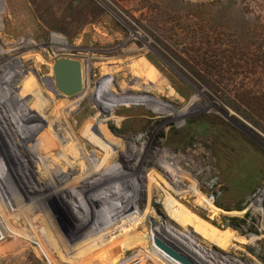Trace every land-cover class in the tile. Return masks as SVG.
I'll return each instance as SVG.
<instances>
[{
  "label": "rangeland",
  "instance_id": "1",
  "mask_svg": "<svg viewBox=\"0 0 264 264\" xmlns=\"http://www.w3.org/2000/svg\"><path fill=\"white\" fill-rule=\"evenodd\" d=\"M133 62L169 114L106 108ZM0 234V264H264V0H0Z\"/></svg>",
  "mask_w": 264,
  "mask_h": 264
},
{
  "label": "bare ground",
  "instance_id": "2",
  "mask_svg": "<svg viewBox=\"0 0 264 264\" xmlns=\"http://www.w3.org/2000/svg\"><path fill=\"white\" fill-rule=\"evenodd\" d=\"M131 62V61H130ZM148 64V63H147ZM103 69V68H102ZM109 71V69H107ZM117 70V69H116ZM129 70L130 72L133 74V77L136 78L135 81H133L132 83H121L120 86L122 88V91L121 93L119 94H116V96H112V95H106L107 97V102H106V108H108L107 106H110L112 105L113 103L115 102H118V101H122L123 99L127 98V94L128 92H131L132 94L130 95L131 98L133 99H141L145 102V106L146 107H149L151 108L152 112L156 115H159V112L160 110L163 111V113L161 114H169V109H170V106L160 102L159 100H156L157 98H152V96H150L151 93H156V92H162L164 93V90H165V82L164 81H161L160 78H158V74L157 72L152 69L150 66H146L145 64H141L140 62H133L132 65L129 66ZM103 72L106 71V68L102 70ZM113 71V70H112ZM107 72V71H106ZM105 72V73H106ZM108 73V72H107ZM132 76V75H131ZM89 77V76H88ZM104 79V78H103ZM102 82V81H101ZM102 84V83H100ZM88 86V85H87ZM31 90V89H30ZM54 92V91H53ZM86 94V93H85ZM139 95H143L142 98L139 97ZM84 98V94L82 93V96H80L78 99H76V101H74V104L75 105H78V103ZM128 100V99H127ZM130 100V99H129ZM135 101V100H134ZM132 102V101H131ZM105 103V102H104ZM103 107V106H102ZM71 109V108H69ZM75 109V108H74ZM59 111V110H58ZM67 112H70V110H68ZM66 112V113H67ZM62 114V113H61ZM65 113L62 114V118L64 119L65 116H64ZM97 115L98 113H96L95 115H92L90 117V119L88 120V123H90L92 121V124L94 123V121L97 120ZM111 117V116H110ZM97 122V121H96ZM121 120L120 119H116L114 120V123H117L118 125L120 124ZM61 123V122H60ZM116 124V125H117ZM88 126V124H87ZM99 126V124H98ZM100 128V127H99ZM92 129V128H91ZM92 131V130H91ZM91 137L92 139L93 138H99L98 134L94 133V131L91 132ZM90 139V138H89ZM103 139V138H102ZM101 140V139H99ZM95 141V140H94ZM90 143H93V142H90ZM96 143V142H95ZM98 143V142H97ZM85 144H86V141H85ZM98 144L102 145V144H109L108 142H106L104 139H103V142H99ZM103 153L102 152H99V158L101 159ZM105 155V154H104ZM103 155V156H104ZM98 158V159H99ZM107 158V156L105 155L103 160L105 161V159ZM108 162L110 163V161L108 160ZM107 163V164H109ZM102 164L101 162L98 164L100 165ZM97 165V166H98ZM109 166V165H108ZM107 170V169H106ZM116 170V169H115ZM115 170H112V171H115ZM111 171V170H110ZM109 171V172H110ZM106 172V171H105ZM118 175L119 172H118ZM127 176H129L128 174H126ZM126 175H122V176H126ZM116 177V176H115ZM118 179V178H117ZM120 180H122L121 178H119L117 181V183L120 182ZM123 183V181H122ZM120 184V183H119ZM129 192V191H128ZM182 220V219H181ZM182 222V221H181ZM184 224V223H183ZM179 226V230L177 229L176 231L173 230V232H175L181 239H186L188 241V237L193 238L194 236V233L193 232H190L186 229H183L181 224L178 225ZM186 227V226H185ZM188 229V228H187ZM172 230V229H171ZM200 235V234H198ZM198 244H197V243ZM194 243V247L195 248H198V250L202 249L201 248V245H200V241H196ZM193 244V243H191ZM155 248V247H154ZM157 250V253L161 254L162 257H164L169 263L171 264H179V262L177 263L176 261H174L172 258H170L169 256H167L164 252H161L160 250L156 249ZM203 250L204 248L202 249V253H203ZM46 255H47V252H45ZM178 253V252H177ZM52 260V259H51Z\"/></svg>",
  "mask_w": 264,
  "mask_h": 264
},
{
  "label": "water",
  "instance_id": "3",
  "mask_svg": "<svg viewBox=\"0 0 264 264\" xmlns=\"http://www.w3.org/2000/svg\"><path fill=\"white\" fill-rule=\"evenodd\" d=\"M53 75L56 87L60 92L71 96L81 90V65L78 62L65 58L56 61L53 67ZM156 245L180 264H194L188 258L174 252L160 242L156 241Z\"/></svg>",
  "mask_w": 264,
  "mask_h": 264
},
{
  "label": "built area",
  "instance_id": "4",
  "mask_svg": "<svg viewBox=\"0 0 264 264\" xmlns=\"http://www.w3.org/2000/svg\"><path fill=\"white\" fill-rule=\"evenodd\" d=\"M4 237H5V234L3 236H1V234H0V241L3 240Z\"/></svg>",
  "mask_w": 264,
  "mask_h": 264
}]
</instances>
